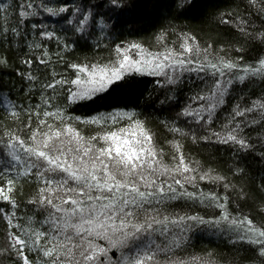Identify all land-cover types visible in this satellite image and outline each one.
I'll return each mask as SVG.
<instances>
[{
	"label": "snow or ice",
	"instance_id": "snow-or-ice-1",
	"mask_svg": "<svg viewBox=\"0 0 264 264\" xmlns=\"http://www.w3.org/2000/svg\"><path fill=\"white\" fill-rule=\"evenodd\" d=\"M202 3L157 0L154 13L163 11L172 20L148 45L121 39L124 26L143 14L137 0L0 3V43L14 44L21 53L19 63L28 70L16 72L27 82L25 95L39 94L38 102L25 106L0 92L4 120L11 122L0 120V262L217 264L212 253L178 254L196 231L205 230L249 245V264H264V220L258 224L241 207L259 194L258 210L264 216V171H246L248 156L258 148L264 162V96L250 103L239 97L224 122L212 127L237 83L264 81V0H240L237 8L216 14V25L229 29L218 48L211 38L202 46L196 35L173 23L197 12ZM42 14L55 20L25 27ZM170 35L178 39L169 41ZM53 40L55 53L47 43ZM77 47L97 53L104 48L107 55L70 60L68 54ZM253 49L259 50L257 58L242 63ZM53 56L62 72L51 67ZM33 64L51 67V72L42 78L39 68L31 70ZM11 67L9 57L0 54V69ZM193 72L205 73L208 80L174 118L160 121L172 135L165 140L166 152L147 118H141L144 114L128 104L134 102L141 78L152 76L163 78L155 82L166 90L161 110L171 107L176 87L185 73ZM121 95L126 97L122 107L87 116L69 110ZM181 117L185 127L177 123ZM253 125L259 129L257 143L249 135L257 131ZM82 126L92 130L85 132ZM186 140L227 145L233 157L227 173L188 159ZM242 178L253 183H238ZM24 181L34 187L22 202ZM181 201L218 211L169 212L172 202Z\"/></svg>",
	"mask_w": 264,
	"mask_h": 264
},
{
	"label": "trees",
	"instance_id": "trees-1",
	"mask_svg": "<svg viewBox=\"0 0 264 264\" xmlns=\"http://www.w3.org/2000/svg\"><path fill=\"white\" fill-rule=\"evenodd\" d=\"M12 0H0V3H11ZM39 3V0H35ZM141 5L142 15L133 18L128 24L124 26V35L121 39H137L142 40L146 45L152 44L154 34L159 31L162 26H166L169 20H172V16L166 15L163 11L159 14L154 13L153 5L157 0H137ZM55 3V0H53ZM240 0H203L201 8L197 12H193L188 16H181L174 20L173 23L180 26L183 31H188L193 33L200 40L203 46L205 41L209 38L212 39L214 48H218L219 45L226 40V33L229 29L227 27H218L215 23L214 17L219 11L230 10L232 8H237L239 6ZM46 14L37 17L35 20L29 21L26 28H30L31 23L44 20V22L52 24L55 18L52 20H45ZM14 23V18L13 21ZM3 21L0 19V25ZM57 29L60 28L59 24L54 25ZM132 32V35H129ZM177 36L170 35L169 41L177 40ZM49 51L55 53L57 48L55 41L47 42ZM26 51V49H25ZM0 54L7 55L9 57L10 63L13 67L7 69H0V92L10 94L12 100L19 104L27 106L29 103L38 102V93L32 95L31 97L25 95V89L28 87L27 82L24 81L16 72V68H19L21 72L27 71L25 65L19 63V56L21 53L18 52L17 48L13 45L7 43H0ZM106 56L107 49L101 48L98 53L93 51L91 48L77 47L73 52L68 54L70 60L82 59L83 56L88 55L89 57L93 55ZM224 55V53H220ZM259 54L258 49H253L244 55V61L242 63L253 62ZM236 55L235 52L231 53V57ZM51 67H55L57 72H62L63 67L55 63V56H53V64ZM51 67L46 68L43 65L33 64L32 71L37 72L39 68V75L43 76L51 72ZM204 78L203 80L201 78ZM142 83L136 95L132 98L133 103H129V107H136L138 111L142 112L148 120V126L157 134L158 142L165 147L166 152L169 151V147L165 144L166 139H171L172 135L167 132V130L162 126L160 121L165 118L172 119L176 112H179L181 108L188 103L189 98L196 92L200 91L205 87L204 81L208 80L205 73H185L183 80L176 87L174 99L169 101L171 107L168 104L164 105L163 110L159 104L160 100L165 97V89H162L155 82L157 79H163L162 77H152L144 76L141 78ZM171 95L172 93H168ZM243 96L245 98L244 103H250L251 100L260 98L264 96V81L256 79L255 81H246L244 84L237 83L228 95L227 103L219 110V119L212 125L213 128H218L220 124L224 122V118L231 111L233 104L241 102L239 97ZM126 97L121 95L119 97L111 96L104 99L97 100L95 103H86L81 105H74L71 109L75 115L87 116L93 114L94 111H106L110 110L114 106H124V100ZM195 107V104H193ZM4 111L0 109V120L4 123H8L11 126V122L4 120ZM21 120L26 122V116L21 111ZM186 118L181 117L180 121L177 123L181 127H185ZM191 119V118H187ZM2 127V125H0ZM257 131L250 132L249 135L253 137V142L257 143L256 136L259 133L258 126L253 125ZM85 132H90L92 129L82 126ZM203 134V133H198ZM184 148L183 151L188 157V159H195L205 162L206 164H211L213 167L220 169L221 171L227 173V166L232 163L231 150L227 145H219L215 142L205 143L203 141L199 143H192L191 140L183 141ZM259 148L256 153L248 156L246 164V171L251 172L256 175L259 171H264V162L259 159ZM167 158V157H166ZM238 183H244L251 186L253 182H250L247 178L238 179ZM206 189L211 187L210 185H203ZM34 185L29 184L24 181L23 196L19 199L23 202L26 201L27 197L31 194ZM222 190V189H221ZM247 190V189H246ZM255 200H249L246 203H242L241 207L245 213L250 214L251 218L255 220L258 224L261 220H264V216L259 213L258 202L259 194H255ZM22 209L24 203L21 205ZM234 208V205L230 206ZM169 212H199L201 215H212L218 210L205 209L203 206L196 205H186L184 202H172L169 206ZM4 224L0 221V236L3 235ZM250 246L247 244L235 243L229 240L226 236H222L218 233L214 234L212 231L200 230L196 231L192 235L190 245L187 246L183 252L178 253L179 255H203L205 253H212L217 264H249V259L251 257V252L249 251ZM0 264H6V262H0Z\"/></svg>",
	"mask_w": 264,
	"mask_h": 264
}]
</instances>
